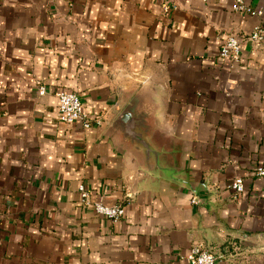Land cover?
<instances>
[{
    "label": "crops",
    "instance_id": "crops-1",
    "mask_svg": "<svg viewBox=\"0 0 264 264\" xmlns=\"http://www.w3.org/2000/svg\"><path fill=\"white\" fill-rule=\"evenodd\" d=\"M245 1L262 16L231 0H0V264H186L193 243L264 264V50L246 41L264 0ZM228 33L236 63L219 56ZM141 87L193 197L106 135ZM60 89L102 125L59 121ZM79 184L123 217L83 206Z\"/></svg>",
    "mask_w": 264,
    "mask_h": 264
},
{
    "label": "built area",
    "instance_id": "built-area-1",
    "mask_svg": "<svg viewBox=\"0 0 264 264\" xmlns=\"http://www.w3.org/2000/svg\"><path fill=\"white\" fill-rule=\"evenodd\" d=\"M208 2L211 0H202ZM173 8V4L169 1H165L162 4L163 11H167L169 8ZM231 9L236 13H249L256 17H261L263 12L249 7L245 0H231ZM246 41L251 45L254 50H264V24L261 22L256 23L249 34L246 37ZM242 41L236 36L235 33H228L219 49V56L232 63L238 62L241 54ZM37 93L39 96L45 95L48 90L47 86L40 80H36ZM55 95L58 100V119L64 123H71L76 120L82 121L85 128L90 126L102 125V119L100 117L90 120L83 112V105L80 97L77 93L68 90H57ZM254 175L264 178V163L256 168ZM231 189L234 193L239 194L244 191V181L241 177H235L230 183ZM80 203L85 207H90L92 210L101 216H104L112 221H116L123 217L124 208L120 203L104 204L99 200L91 198V194L88 188L83 184H79L77 187ZM192 202H196L192 199ZM225 253L228 255H238L241 253V245L237 242H229L224 247ZM224 253L221 251L214 252L208 250L200 243H193L185 255H181L180 258L186 264H216L219 258L224 257Z\"/></svg>",
    "mask_w": 264,
    "mask_h": 264
},
{
    "label": "water",
    "instance_id": "water-1",
    "mask_svg": "<svg viewBox=\"0 0 264 264\" xmlns=\"http://www.w3.org/2000/svg\"><path fill=\"white\" fill-rule=\"evenodd\" d=\"M151 93L147 87L136 91L108 126L106 135L115 140L119 151L133 155L142 171L179 183L193 197L197 189L181 178V173L172 167L170 149L160 136Z\"/></svg>",
    "mask_w": 264,
    "mask_h": 264
}]
</instances>
